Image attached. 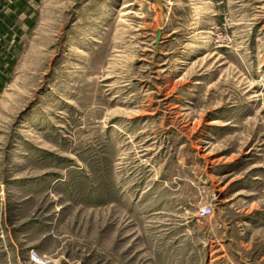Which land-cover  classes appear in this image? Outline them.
Returning <instances> with one entry per match:
<instances>
[{"label": "rangeland", "instance_id": "1", "mask_svg": "<svg viewBox=\"0 0 264 264\" xmlns=\"http://www.w3.org/2000/svg\"><path fill=\"white\" fill-rule=\"evenodd\" d=\"M33 251L264 264V0H4L0 264Z\"/></svg>", "mask_w": 264, "mask_h": 264}, {"label": "built area", "instance_id": "2", "mask_svg": "<svg viewBox=\"0 0 264 264\" xmlns=\"http://www.w3.org/2000/svg\"><path fill=\"white\" fill-rule=\"evenodd\" d=\"M3 7H4V0H0V15L3 11ZM212 208L210 207H206V208H203L200 212V216L204 217L206 215H208L209 213L212 212ZM31 259L35 262V263H38V264H42L43 263V258L35 251H33L31 253Z\"/></svg>", "mask_w": 264, "mask_h": 264}]
</instances>
